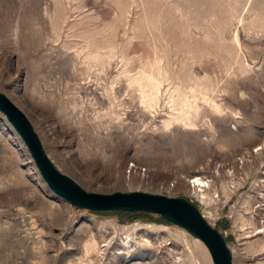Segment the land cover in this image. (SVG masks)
Returning a JSON list of instances; mask_svg holds the SVG:
<instances>
[{
	"label": "rangeland",
	"instance_id": "1",
	"mask_svg": "<svg viewBox=\"0 0 264 264\" xmlns=\"http://www.w3.org/2000/svg\"><path fill=\"white\" fill-rule=\"evenodd\" d=\"M0 91L62 172L183 196L264 264V0H0ZM0 264H213L155 212L71 204L0 111Z\"/></svg>",
	"mask_w": 264,
	"mask_h": 264
},
{
	"label": "water",
	"instance_id": "2",
	"mask_svg": "<svg viewBox=\"0 0 264 264\" xmlns=\"http://www.w3.org/2000/svg\"><path fill=\"white\" fill-rule=\"evenodd\" d=\"M0 111L20 134L48 187L78 207L92 210H141L155 212L194 236L208 248L213 264H233L224 235L202 214L198 206L183 196L144 190L97 192L85 189L56 167L48 156L30 119L4 92L0 91Z\"/></svg>",
	"mask_w": 264,
	"mask_h": 264
},
{
	"label": "bare ground",
	"instance_id": "3",
	"mask_svg": "<svg viewBox=\"0 0 264 264\" xmlns=\"http://www.w3.org/2000/svg\"><path fill=\"white\" fill-rule=\"evenodd\" d=\"M227 241V240H226Z\"/></svg>",
	"mask_w": 264,
	"mask_h": 264
}]
</instances>
